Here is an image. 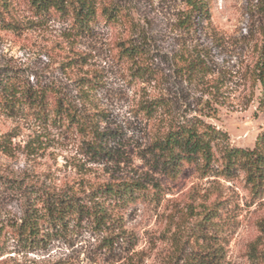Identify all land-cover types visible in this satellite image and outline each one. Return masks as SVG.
<instances>
[{"label":"rangeland","instance_id":"1","mask_svg":"<svg viewBox=\"0 0 264 264\" xmlns=\"http://www.w3.org/2000/svg\"><path fill=\"white\" fill-rule=\"evenodd\" d=\"M100 1L116 16L99 8L75 37L31 0H0V264H264V176L256 196L244 170L223 169L228 148L264 130V0H203L185 25L183 0ZM41 90L77 121L52 123ZM194 122L221 133L210 168L163 166L160 139ZM121 182L141 185L124 204L96 195ZM45 192L104 207V222L42 218L28 242L16 226Z\"/></svg>","mask_w":264,"mask_h":264},{"label":"trees","instance_id":"2","mask_svg":"<svg viewBox=\"0 0 264 264\" xmlns=\"http://www.w3.org/2000/svg\"><path fill=\"white\" fill-rule=\"evenodd\" d=\"M34 8L41 14L54 12L59 17L70 20V31L73 36L89 34L92 30L93 23L98 18V9L100 14L106 18H114L118 13L114 6L103 5L100 7V0H31ZM188 11L182 18V25L188 24L193 14L205 10L203 0H183ZM126 49V48H125ZM135 53L134 47H131L130 53ZM257 79L262 88V98L264 100V33L261 41L259 58L257 64ZM48 94L41 90L35 92V102L38 109L45 113L49 106H52V112L56 115L52 118V123H62L63 117L69 121H77L76 112L71 108L69 101L59 95L54 98L51 104L47 102ZM76 120H75V119ZM218 129L207 126L204 130L199 131L198 125L194 122L191 125H178L169 129L158 143L159 156L158 162L174 170L182 161L198 160L202 161V166L210 168L213 160L210 147V139L220 135ZM225 166L224 170L241 168L245 173V181L249 185L252 193L256 196L262 194L263 176H264V130L255 141L252 149L242 147H230L224 153ZM141 185L136 182L106 183L95 189L97 196L109 200L110 203L124 204L127 199L131 198L134 189L140 188ZM40 203L41 210L28 209L24 219L16 226L19 234H27L28 242H36V222L45 218L51 221H62L68 213L88 214L99 226L104 222V207H88L84 204L72 200L71 198H62L61 196H51L50 193H41ZM34 208V207H33ZM37 208V207H35ZM41 211V212H40ZM44 213H43V212ZM35 222V224H33Z\"/></svg>","mask_w":264,"mask_h":264}]
</instances>
